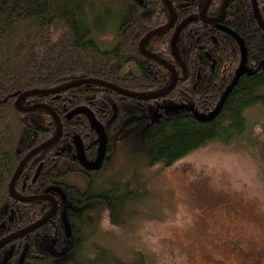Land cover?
I'll list each match as a JSON object with an SVG mask.
<instances>
[{"label":"trees","instance_id":"trees-1","mask_svg":"<svg viewBox=\"0 0 264 264\" xmlns=\"http://www.w3.org/2000/svg\"><path fill=\"white\" fill-rule=\"evenodd\" d=\"M106 1L115 5L112 13H105L114 31L109 47L97 39L105 18L89 0H0V241L36 223L51 207L49 201L19 202L10 196L11 180L24 156L56 133L45 110L17 109L20 93L84 78L150 93L171 81L167 69L141 57L138 50L146 34L168 22L163 0ZM203 1L199 0L198 10ZM255 1L264 23V0ZM169 2L175 9L174 0ZM221 3L213 0L211 15L219 13ZM222 24L192 21L178 35L175 52L172 29L144 44L160 59L168 56L163 60L178 76L173 89L156 99H134L84 84L22 101L24 107H50L60 121L61 134L29 159L14 190L22 196L48 194L57 209L44 225L3 246L0 264L4 260V264H153L141 253L121 258L99 240L104 211L109 225L126 227L138 217L139 212L131 213L135 201L149 195L142 185L139 191L130 190L136 177L115 180L104 174L116 171L119 154H125L131 142L141 152L138 164L132 166L141 171L138 180H144L147 169L168 168L210 143L228 145L245 133L244 112L264 106V32L251 0H230ZM76 108L88 109L107 134L105 158L95 171L85 170L76 159L75 138L89 144L84 148L88 161L97 152L96 134L85 115L70 116ZM80 134L88 138L83 140Z\"/></svg>","mask_w":264,"mask_h":264},{"label":"rangeland","instance_id":"rangeland-1","mask_svg":"<svg viewBox=\"0 0 264 264\" xmlns=\"http://www.w3.org/2000/svg\"><path fill=\"white\" fill-rule=\"evenodd\" d=\"M89 1L105 18L96 35L109 47L114 31L105 13L115 5ZM244 114L241 137L228 145L210 143L168 168L147 169L144 180L132 166L138 164L139 145L127 144L116 171L104 177H136L130 190L142 185L149 195L135 201L131 213L138 217L126 227L109 225L104 211L99 240L121 258L141 253L153 264H264V106Z\"/></svg>","mask_w":264,"mask_h":264},{"label":"water","instance_id":"water-1","mask_svg":"<svg viewBox=\"0 0 264 264\" xmlns=\"http://www.w3.org/2000/svg\"><path fill=\"white\" fill-rule=\"evenodd\" d=\"M166 5L168 6V9L171 13V19L169 20V22H167V24H165L164 26L157 28L151 32H149L148 34H146L140 41L139 43V49L141 50V52L148 56L149 58L153 59L154 61L158 62L159 64H161L165 69H167L170 74H171V81L168 84V86H166L165 88L159 90V91H155V92H150V93H137V92H133V91H128L122 88H119L113 84H109L103 80H99V79H95V78H84V79H76L73 81H70L66 84H63L59 87L50 89V90H39V89H34V90H28L25 92H22L18 95L16 101H15V105L17 107L18 110L22 111V112H30L33 111L35 109H42L45 110L46 112H48L56 125V133L53 136L52 139L48 140L47 142H45L44 144H42L41 146L31 150L30 152H28L24 158L22 159V161L20 162L12 180L9 186V192H10V196L11 198H13L16 201L19 202H30V201H49L51 203V207L49 209V211L43 216V218H41L39 221H37L36 223L22 229L19 230L13 234H11L10 236L4 238L3 240L0 241V249L5 246L7 243L11 242L12 240H14L15 238L22 236L24 234H27L33 230H36L37 228H39L40 226L44 225L49 219H51L57 209V204L55 199L46 194V195H34V196H22L19 195L15 192L14 190V184L15 181L17 180L22 168L24 167V165L29 161V159H31L34 155H36L39 151H41L42 149H45L47 147H49L50 145L54 144L59 138H60V134H61V125H60V121L57 117V115L53 112V110L48 107L47 105H43V104H38V105H33V106H22V101L32 95H41V94H53V93H58L61 92L63 90H66L68 88L77 86V85H84V84H93V85H97V86H102L104 88L110 89L118 94H121L122 96L125 97H130V98H134V99H141V100H152V99H156L158 97H161L165 94H167L169 91H171L173 89V87L175 86L177 80H178V76L175 72V70L172 68V66L168 63H166L165 61L159 59L157 56L155 55H151L148 52H146L144 50V44L153 36H155L156 34L163 32L165 30H168L172 27L173 23H174V14L172 12V9L170 7V3L168 0H164ZM211 0H207L204 8L200 14V18L206 22V23H218L220 22L225 14L226 11V7L228 4L229 0H224L223 4H222V8H221V14L219 17L214 18V19H208L206 17V10L210 4ZM252 2V8H253V12H254V16L255 19L257 21V24L259 25V27L261 28V30L264 32V23L262 22L259 14H258V10H257V6H256V1L255 0H251ZM194 20V18H187L186 20H184L182 23H180V25L176 28V30L174 31L173 35H172V40H171V46L173 51L175 52V42L176 39L180 33V31L189 23H191ZM76 114H84L87 116L89 123L91 125V127L93 128V130L95 131L96 135H97V152H96V157L94 160L88 161L85 157L84 154V150H83V146L80 142V140L78 138H75V145H76V159L79 162V164L87 171H95L98 170L105 158V153H106V143H107V134L105 132L104 127L98 123L95 119V117L93 116V114L86 108H76L75 110L70 112V116H74ZM38 172V170H37ZM37 173L35 174L34 178L36 177ZM6 260H4L3 264L5 263Z\"/></svg>","mask_w":264,"mask_h":264},{"label":"flooded vegetation","instance_id":"flooded-vegetation-1","mask_svg":"<svg viewBox=\"0 0 264 264\" xmlns=\"http://www.w3.org/2000/svg\"><path fill=\"white\" fill-rule=\"evenodd\" d=\"M169 1V0H168ZM206 1L207 0H204L203 1V3L201 4V7L199 8V10H198V5H200V2H199V0H174V3H176V8L175 9H173V7L171 6V4H170V7H171V9H172V12H173V14H174V23H173V25H172V27L170 28V29H172L173 30V32L172 33H174V31L176 30V28L180 25V23H182L184 20H186L187 18H194V20H196V19H200L202 22H204L201 18H200V14H201V12H202V10H203V8H204V5H205V3H206ZM223 1L224 0H222V3H221V5H220V11H219V13L217 14V15H211V12H210V7H211V4L213 3V0H211L210 1V4H209V6H208V8H207V10H206V17L208 18V19H214V18H217V17H219L220 16V14H221V8H222V4H223ZM230 1V0H229ZM229 1H228V3H229ZM163 2L165 3V1L163 0ZM170 3V2H169ZM165 5H166V3H165ZM167 6V5H166ZM167 8H168V6H167ZM227 8H228V4H227V7H226V10H227ZM168 11H169V9H168ZM225 14H226V11H225ZM225 14H224V17H223V19L225 18ZM171 19V13H170V11H169V20ZM223 19L220 21V22H218V23H206V22H204V23H206V24H215V25H217L218 27H220L221 25H223L222 24V21H223ZM169 20H168V22H169ZM193 20V21H194ZM167 24V23H166ZM183 30V29H182ZM181 30V31H182ZM180 31V32H181ZM180 34V33H179ZM173 35V34H172ZM214 42H215V40H214ZM138 50H139V53L141 54L140 56L142 57H147V58H149L148 56H146V55H144L141 51H140V49H139V47H138ZM145 50V49H144ZM146 52H148L147 50H145ZM149 54H151L150 52H148ZM151 55H153V54H151ZM158 57V56H157ZM159 58V57H158ZM163 59H165V60H168L169 59V57L168 56H163L162 57ZM206 58L207 59H209L210 60V57H209V55H207L206 54ZM151 59V58H150ZM160 59V58H159ZM163 59H161V60H163ZM165 60H163V61H165ZM132 62H134L133 60H132ZM142 62H146V61H144V60H142ZM166 62V61H165ZM166 63H168V62H166ZM214 62H212V64H211V68L213 69V67H214V64H213ZM169 64V63H168ZM128 65H133V64H128ZM171 65V64H170ZM132 67V66H131ZM132 91V90H131ZM133 91H135V90H133ZM115 113L116 112H114L113 113V115L111 116V118H109L106 122H108V125H109V123L112 121V119L114 118V116H115ZM77 115V114H76ZM85 118L87 119V122H88V124H89V127L91 128V125H90V123H89V120H88V118H87V116L85 115ZM97 121V120H96ZM98 122V121H97ZM99 123V122H98ZM108 127V126H107ZM106 127V128H107ZM93 129V128H92ZM95 132V131H94ZM106 132V131H105ZM96 134V133H95ZM81 135V134H80ZM83 140H86L88 137L85 135H81L80 136ZM96 140H97V135H96ZM94 144H95V141L93 142ZM82 144V143H81ZM96 144H97V142H96ZM95 144V145H96ZM89 145V144H88ZM88 145L87 146H85V144H82V146H83V150H84V148H87L88 147ZM96 150H97V145H96ZM95 159V158H94ZM94 159H92V160H94ZM89 161H91V160H89ZM82 167V166H81Z\"/></svg>","mask_w":264,"mask_h":264},{"label":"bare ground","instance_id":"bare-ground-1","mask_svg":"<svg viewBox=\"0 0 264 264\" xmlns=\"http://www.w3.org/2000/svg\"><path fill=\"white\" fill-rule=\"evenodd\" d=\"M140 51H141V50H140ZM42 150H43V149H42ZM39 152H40V151H39ZM39 152H38V153H39ZM77 162H78V161H77ZM78 163H79V162H78Z\"/></svg>","mask_w":264,"mask_h":264}]
</instances>
